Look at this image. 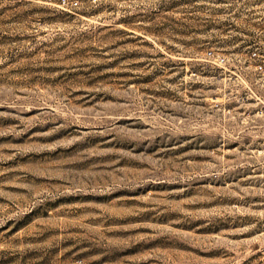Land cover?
Listing matches in <instances>:
<instances>
[{"label": "rangeland", "instance_id": "1", "mask_svg": "<svg viewBox=\"0 0 264 264\" xmlns=\"http://www.w3.org/2000/svg\"><path fill=\"white\" fill-rule=\"evenodd\" d=\"M0 264H264V0H0Z\"/></svg>", "mask_w": 264, "mask_h": 264}, {"label": "built area", "instance_id": "2", "mask_svg": "<svg viewBox=\"0 0 264 264\" xmlns=\"http://www.w3.org/2000/svg\"><path fill=\"white\" fill-rule=\"evenodd\" d=\"M64 2H65V1H64ZM74 4L76 5L77 3L75 2ZM208 54H209L210 56H212V53H211V52H209Z\"/></svg>", "mask_w": 264, "mask_h": 264}]
</instances>
